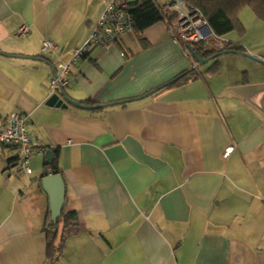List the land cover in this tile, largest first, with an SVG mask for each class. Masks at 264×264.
Returning a JSON list of instances; mask_svg holds the SVG:
<instances>
[{
    "label": "crops",
    "instance_id": "crops-1",
    "mask_svg": "<svg viewBox=\"0 0 264 264\" xmlns=\"http://www.w3.org/2000/svg\"><path fill=\"white\" fill-rule=\"evenodd\" d=\"M110 1L0 0V117L26 115L34 144L30 175L16 148L0 145V264H264V61L225 54L200 65L160 22L87 48L57 93L110 106L46 104L54 71L86 45ZM45 39L56 53L42 52ZM220 42L264 60V39ZM195 69L207 73L171 85ZM56 150L64 210L79 223L53 259L42 179Z\"/></svg>",
    "mask_w": 264,
    "mask_h": 264
},
{
    "label": "built area",
    "instance_id": "built-area-1",
    "mask_svg": "<svg viewBox=\"0 0 264 264\" xmlns=\"http://www.w3.org/2000/svg\"><path fill=\"white\" fill-rule=\"evenodd\" d=\"M128 0H111L100 17L99 22L94 28L86 45L77 49L73 57L67 62L60 65V71L57 72L51 80L50 92L57 94L63 92L69 85V74L72 67L77 64L81 57L85 54L87 48L92 45L108 49L115 42L127 34L133 33L135 23L132 15L128 12ZM169 12H174L178 16V20L173 28L176 30L174 39L176 43L182 46L198 43L206 39L204 32L208 29V24L200 11H191L187 8L184 0H172L166 6ZM30 33V27L23 25L17 36L25 39ZM219 45L223 47L224 43ZM58 46L51 39H45L42 44V52L47 54L56 53ZM188 55V52L184 50ZM28 117L20 112L12 113L8 119L4 120L0 117V145H8L16 148L17 160L19 162L20 171L25 175L32 174L29 166V160L33 152V141L27 130ZM233 149L229 148L225 151L228 157ZM39 152H42L41 150Z\"/></svg>",
    "mask_w": 264,
    "mask_h": 264
},
{
    "label": "trees",
    "instance_id": "trees-1",
    "mask_svg": "<svg viewBox=\"0 0 264 264\" xmlns=\"http://www.w3.org/2000/svg\"><path fill=\"white\" fill-rule=\"evenodd\" d=\"M184 3L191 11L198 10L203 14L214 36L198 43H192L191 45L182 44L183 49L188 51V56L191 59L192 55L189 51V46H192L196 55L202 59H207L223 51L243 52V47L234 43H224L223 47H221L216 39L220 40L234 31H238L241 34L245 33V27L240 21V13L245 8H251L255 15L264 23V0H184ZM128 12L133 17L136 28L134 32L138 36L143 35L146 30L160 22H165L176 34L173 26L178 20V16L174 12H169L166 6L158 4L156 0H138L134 4L129 3ZM124 54L126 57H129L126 50H124ZM218 64L216 63L210 71H214ZM206 73L199 72L197 69L190 70L187 74L184 73L178 77L177 81L171 85L199 79L200 77H204ZM53 154L55 155L54 159L48 165V168L60 174V152L56 150ZM78 223L79 218L76 211L67 212L63 210L56 223L53 222L49 215L44 229L48 238L47 249L49 258L54 259L59 256L68 229L77 226ZM61 225L63 226L62 236L59 234ZM59 239L60 245L57 247L55 244Z\"/></svg>",
    "mask_w": 264,
    "mask_h": 264
},
{
    "label": "water",
    "instance_id": "water-1",
    "mask_svg": "<svg viewBox=\"0 0 264 264\" xmlns=\"http://www.w3.org/2000/svg\"><path fill=\"white\" fill-rule=\"evenodd\" d=\"M208 30L210 32H212L209 27H208ZM189 50H190V53H191L193 59L197 63H199L200 65L207 64L208 62H210L214 58H217V57L225 55V54H240V55H243V56H245L248 59H251L253 61L263 63L262 60L252 56L248 52L223 51V52L217 53L216 55L211 56L207 59H202L196 55L192 46H189ZM54 72H55V74L57 73L56 71H54ZM46 104L50 107H56V108H62V109L68 108V104H70V105H73L75 107L83 108V109H87V110L100 109V108H105V107L110 106V105H101V104L100 105H94V106L83 105L82 103L75 102L68 97H66L63 100L60 98L59 94H53L49 98V100L47 101ZM115 104H119V102L115 103ZM46 156H47V161L50 164L54 159L53 152L47 151ZM7 177H8V174L5 175V178H7ZM42 184H43L44 190L46 191V193L50 197L52 220L54 223H56V220L61 216V214L64 210V207H65L66 186H65L63 177H62V175H60L57 172H52V173L48 174L45 178L42 179Z\"/></svg>",
    "mask_w": 264,
    "mask_h": 264
},
{
    "label": "rangeland",
    "instance_id": "rangeland-1",
    "mask_svg": "<svg viewBox=\"0 0 264 264\" xmlns=\"http://www.w3.org/2000/svg\"><path fill=\"white\" fill-rule=\"evenodd\" d=\"M137 1L138 0L130 1V3L134 4ZM166 1L167 3H171L172 0H157L161 5L166 4ZM240 21L245 27V33L241 34L238 31H234L225 36L224 39H245V41L248 39H250V41H252V39H264V23L255 15L251 8H245L241 11ZM204 35L207 36V33L204 32ZM261 60L264 61L263 59Z\"/></svg>",
    "mask_w": 264,
    "mask_h": 264
}]
</instances>
